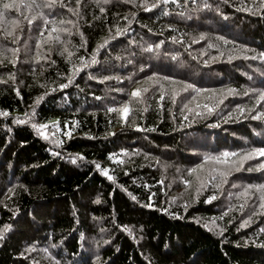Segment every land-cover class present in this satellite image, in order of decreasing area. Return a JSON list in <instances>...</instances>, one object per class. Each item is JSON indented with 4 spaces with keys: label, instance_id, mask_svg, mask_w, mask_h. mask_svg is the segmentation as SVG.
Returning <instances> with one entry per match:
<instances>
[{
    "label": "trees",
    "instance_id": "1",
    "mask_svg": "<svg viewBox=\"0 0 264 264\" xmlns=\"http://www.w3.org/2000/svg\"><path fill=\"white\" fill-rule=\"evenodd\" d=\"M30 2L0 0V10ZM141 4L81 0L75 15L76 0H63L0 17V112L8 113L0 116V228L12 226L0 264H264V215L252 216L259 194L243 211L236 196L264 184V171L246 170L264 157L200 194L188 175L201 165L205 180L229 170L207 156L264 148V121L251 119L264 112L252 91L264 90V8L260 0H159L147 12ZM40 12L52 23L29 26L24 17ZM54 26L69 30L60 41L49 39ZM117 27L127 32L111 39ZM65 47L71 56L61 55ZM93 55L97 63L83 67ZM137 88L148 89L142 102L130 96ZM125 104L127 123L108 111Z\"/></svg>",
    "mask_w": 264,
    "mask_h": 264
},
{
    "label": "snow or ice",
    "instance_id": "2",
    "mask_svg": "<svg viewBox=\"0 0 264 264\" xmlns=\"http://www.w3.org/2000/svg\"><path fill=\"white\" fill-rule=\"evenodd\" d=\"M126 2H129V3H134L135 0H126ZM168 0H163V3H167ZM63 3V0H44V3L43 5H41L40 3H37V0H31L30 3H17V4H12V3H3L2 5V10H0V17H3L9 10H12L14 9L15 11L17 12H20L21 11V8H23L24 10H27V11H31L32 7L35 6L36 8H40V7H47V8H52L54 6H56L57 4H61L62 5ZM76 3H77V9L76 10H73V9H69V11H72L74 12L75 15H79V5L81 4V0H76ZM96 3L99 5V4H108L110 3V0H96ZM158 4H159V0H156V2H153L149 5L148 3V0H142V4L141 6L143 7V10L144 11H152L153 9L157 8L158 7ZM260 7L261 8H264V0H260ZM244 11H252V9L250 8H245L243 9ZM100 11L103 12L105 11V9L103 7L100 8ZM134 15V14H133ZM40 18V19H43L44 20V23L45 24H49V23H52L51 21H49L48 19L45 18V14L43 12H40L39 13V17L37 16H33L31 19H28V17H24V19L27 20V23L29 26H31L32 24L35 23V21ZM19 21H13V24L16 26V27H19ZM61 25L64 24V23H73V21H60L59 22ZM129 23H131V21H129ZM14 31H15V28L13 29V31H9V32H6L5 33V37H13L14 36ZM69 30L67 28H63V27H52L51 30L49 31L48 33V36H49V39H55L56 41H60V35L59 33L60 32H68ZM125 32H127V29H121L119 27H117L116 29V33H115V36H113L111 39H115L116 37L118 36H121V35H124ZM52 33H57V35L55 37H52ZM44 33L41 32V36H43ZM203 38V37H201ZM13 43L16 42L15 38L13 39L12 41ZM47 42V41H45ZM109 43V40H105L103 44H101L99 47L100 48H103L105 47L107 44ZM163 43V42H161ZM40 46V45H38ZM157 47H159V45H157ZM146 51H149L151 52L152 51V47L149 46L147 49H145ZM16 51H18L17 49H12V52L15 53ZM97 51H99V49H97ZM64 53H67L68 56H71L72 53L68 51L67 47L64 48L63 52L61 53V55H63ZM4 55V50L3 49H0V57H3ZM234 57H230V59H233ZM252 59H256L257 57L253 56L251 57ZM260 58H264V53H260ZM245 59H247V57H245ZM10 63H13L15 64L16 61L15 60H12V61H9ZM0 63H3V59H0ZM97 61H96V58H95V55H93L91 61L89 63H85L83 65V67H89L91 66V64H96ZM82 69H75V71H80ZM14 78V77H13ZM106 79H108L106 77ZM168 79V78H166ZM71 83V78H69V84ZM60 88H67L68 87V84H61L59 85ZM193 88V85L191 84H186L185 87H184V91H188L189 89ZM53 91H55V89H53ZM148 91V89H140V88H137L135 90H133L130 94V96L133 98V99H136V100H140V102H142V94L143 93H146ZM200 90L197 89V92H199ZM252 91L254 92H258V96H259V100L257 101L258 103L260 101H264V90H257V89H253ZM228 93L229 95H232V94H235V90L234 89H229L228 90ZM47 94V93H46ZM247 94V93H245ZM178 95V94H177ZM164 94L162 93L160 95V100L163 101L164 100ZM226 98V97H225ZM43 99V96L39 97L36 101L37 104H39V102ZM173 103H175V96H173V100H172ZM221 103H223V101H220ZM184 107L186 109H188L189 111H191V109L188 108V105L185 104ZM205 107H207V105H205ZM145 111H147V109L145 108L144 109ZM109 112H119L122 116V119L124 120V122H128V118L130 116V114L132 113V109L129 107L128 104H125L123 105L122 107L120 108H109L108 109ZM209 112H212L214 111V109L212 108H209L208 109ZM241 112L244 111V109H240ZM8 113L7 112H0V116H7ZM197 115H200V113H197ZM185 119H187V117H185ZM251 119L253 120H261V121H264V112H258L256 115H253L251 117ZM17 123H26L27 121L25 120H17L16 121ZM214 126H218V125H214ZM33 127H37V125H33ZM40 129H45L48 127V125H39L38 126ZM140 130H143V129H140ZM43 135V133H41ZM66 135L68 136H71V133H66ZM47 138V137H45ZM264 157V148H254L252 149L251 151L249 152H246V153H235V152H223L221 153L220 156H207L205 157V160L206 161H215L217 164H223V165H226L228 167V171H224V170H220V169H212V172L209 173V179L205 180L203 178H201L200 175H198L197 173L199 171H203V165H201L199 168H193V169H190L189 172H188V175L189 176H194V179H195V182L198 184V187L196 189L197 191V194H200L202 193L207 187L209 184H211L213 181H215L217 179V177L220 178V183H216L214 185V187H216L217 189L221 188L223 184H226L228 183V177L230 175H232V171H240L241 169H243L244 165L250 161V160H254L256 159L257 157ZM230 157H239L238 160H230ZM82 159V157H81ZM75 162V161H73ZM123 161H121L122 163ZM97 168H100V165L97 164L96 165ZM248 171H264V162H261L259 163L258 165H256L255 169L249 167L248 169H246ZM216 173V175H212V173ZM103 174L105 176H107V178L109 180H112L114 179L112 176L108 175V171L107 170H104ZM161 183H163L161 181ZM184 183L185 185H188V186H191V184L193 183V181L191 180H184ZM232 187H237V185L233 184ZM10 192L12 191L11 189L9 190ZM259 194L258 196V200H259V203H258V208L260 209L259 212H255L253 211L252 213V216H255V215H264V184H259V185H247L244 187L243 191L239 192L236 194L237 198L238 199H241L243 201V203H241L239 205V209L241 211H243L245 208L249 207V202L252 201L253 197L256 195V194ZM132 199L135 200L136 197L135 196H132ZM217 199V196L215 195H211L207 198V200L205 201L206 203H211L212 201L216 200ZM97 203H99V200L96 201ZM148 207H151V205H147ZM232 209L229 208L228 211L224 212L223 216H227L228 215V212L231 211ZM223 216H221L220 218L223 219ZM252 216H249L247 220H244L241 224H240V228H246L249 226V224H251L253 222L252 220ZM213 223H215V221H213ZM11 225L9 224H6L4 225L2 228H0V240L4 239L6 233H8L10 230H11ZM207 227V226H206ZM211 230V229H210ZM239 230V229H237ZM130 231V230H129ZM261 232H264V228H261L260 229ZM222 234V232H221ZM107 243V241L105 242ZM260 247H264V244H261L259 245ZM29 251H34L35 249L34 248H29L28 249ZM45 251H47V249H45ZM57 264H59V262H57Z\"/></svg>",
    "mask_w": 264,
    "mask_h": 264
}]
</instances>
